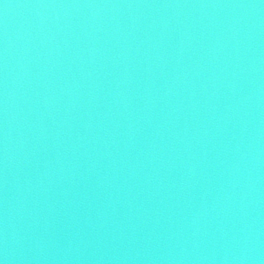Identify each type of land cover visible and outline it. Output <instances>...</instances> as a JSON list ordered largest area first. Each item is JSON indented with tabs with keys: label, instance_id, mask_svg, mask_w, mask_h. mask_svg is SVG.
<instances>
[{
	"label": "water",
	"instance_id": "1",
	"mask_svg": "<svg viewBox=\"0 0 264 264\" xmlns=\"http://www.w3.org/2000/svg\"><path fill=\"white\" fill-rule=\"evenodd\" d=\"M0 264H264V0H0Z\"/></svg>",
	"mask_w": 264,
	"mask_h": 264
}]
</instances>
